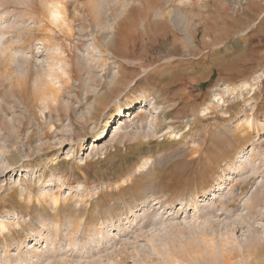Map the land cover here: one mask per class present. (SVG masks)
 I'll return each instance as SVG.
<instances>
[{
	"label": "rangeland",
	"instance_id": "obj_1",
	"mask_svg": "<svg viewBox=\"0 0 264 264\" xmlns=\"http://www.w3.org/2000/svg\"><path fill=\"white\" fill-rule=\"evenodd\" d=\"M261 247L264 0H0V264Z\"/></svg>",
	"mask_w": 264,
	"mask_h": 264
},
{
	"label": "bare ground",
	"instance_id": "obj_2",
	"mask_svg": "<svg viewBox=\"0 0 264 264\" xmlns=\"http://www.w3.org/2000/svg\"><path fill=\"white\" fill-rule=\"evenodd\" d=\"M55 10L56 11L53 13H57V12L60 13V11H58V8L55 7ZM127 110H129V108ZM119 111H121V108H119ZM98 140H100V138ZM251 254H252L251 257L253 260L250 262V264H260V262L263 260L262 257H264V248L261 247L259 248V250H255L254 253H251Z\"/></svg>",
	"mask_w": 264,
	"mask_h": 264
}]
</instances>
